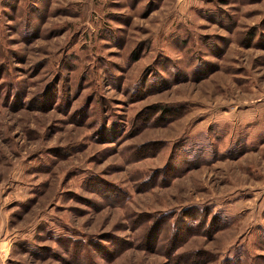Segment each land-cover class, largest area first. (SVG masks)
<instances>
[{
    "label": "rangeland",
    "instance_id": "rangeland-1",
    "mask_svg": "<svg viewBox=\"0 0 264 264\" xmlns=\"http://www.w3.org/2000/svg\"><path fill=\"white\" fill-rule=\"evenodd\" d=\"M0 264H264V0H0Z\"/></svg>",
    "mask_w": 264,
    "mask_h": 264
}]
</instances>
